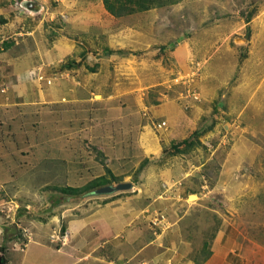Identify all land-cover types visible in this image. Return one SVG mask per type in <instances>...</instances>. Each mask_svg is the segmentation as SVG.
<instances>
[{"label":"rangeland","instance_id":"374dc122","mask_svg":"<svg viewBox=\"0 0 264 264\" xmlns=\"http://www.w3.org/2000/svg\"><path fill=\"white\" fill-rule=\"evenodd\" d=\"M2 2L10 4L11 0ZM54 4L48 2L50 8ZM109 17L110 22L104 27L109 35L91 41L82 39L78 51L83 50L84 44L92 43L97 47H87L97 49L99 54L106 48L122 50L120 47L128 49L125 51L131 57L120 64L113 60L118 69L110 64L107 72L100 70L102 74L106 72L101 77L96 71L85 79L93 85L80 89L79 100L90 95L94 100L84 108H76V101L68 103L73 107L62 111L48 109L43 113L48 117L42 121L45 128L38 120L30 122L22 131V155L13 154L9 159L3 156V160L0 156L6 171L16 174L14 180H22L21 185H0V196L4 197L0 208L5 202H13L21 211L19 219L14 215L9 223L0 219L7 227L0 246H8V254L17 253L13 244L21 229L32 236L41 230V234L46 232L53 238L65 228L67 206L76 204V198L53 195V189L69 186V181L78 186L68 165L75 164V169L83 171L87 178L104 174L108 165L115 177L135 183L145 169L163 167V156L173 154H166L163 149L167 151L171 144L187 137V131L200 127L204 129L199 138L202 146L187 147L184 157L196 162L197 150L203 157L217 156L219 163L227 160V169H221V173L217 170L218 161L213 163L217 167L209 170L204 166L200 173L205 175L208 188L216 176L228 179V186L232 187L227 190L230 194L226 203L217 199L223 197L218 189L215 199L209 200L212 205L197 212L188 211L185 216L189 217L182 223L186 235L199 242L200 256L205 257L209 250L201 241L208 243L217 236L218 241L224 240L218 246L229 244L241 264H264V0H181L172 6L119 19ZM47 32L50 27L40 34L47 38ZM165 45L173 48L162 53L160 47ZM181 49L184 52L180 55L177 51ZM27 76H31L30 69ZM186 87L197 95V100L185 93ZM107 95L114 99L101 98ZM149 117L154 122L165 121V125L156 129ZM220 120L229 124H224L222 130L206 131ZM169 122L173 128L186 124L169 146L162 140L155 141L162 149L159 156H147L135 146L137 139L130 135L131 131L160 138L171 128ZM187 125L190 129L185 130ZM53 133L56 135L52 137ZM144 161L147 162L138 173ZM55 199H62L61 208H54ZM215 205L214 211L211 206ZM59 210L63 213L57 219L50 215Z\"/></svg>","mask_w":264,"mask_h":264},{"label":"crops","instance_id":"0c3cea01","mask_svg":"<svg viewBox=\"0 0 264 264\" xmlns=\"http://www.w3.org/2000/svg\"><path fill=\"white\" fill-rule=\"evenodd\" d=\"M50 1L55 3L52 8L48 5ZM39 4L41 9L34 14L17 12L20 15L12 17L9 13L15 12H12L10 4L0 3V17L4 19V23L0 24V89L6 87L4 93L0 91L1 160L3 156L9 159L13 154L22 155V113H28L27 118L30 121L38 120L42 126V121L48 119L43 113L49 111L48 109L62 111L64 107H73L69 104L76 101L78 102L76 108H84L88 102L94 100L91 95L79 100L80 89H86L87 86L91 88L93 85L85 79L95 75L96 71L101 77L107 72L110 64L114 70L118 69L113 66L115 64L113 60L120 64L131 57L130 54L127 58L104 56L103 53L99 54L97 49L87 47L96 46L92 43L84 44L83 50L78 51L81 49L82 39L91 41L109 35L106 34L104 27L106 28L107 22H110V15L105 10L102 0H40ZM47 27H50V32L44 33L48 36L43 38L40 33ZM13 36L21 39L11 44L12 39L7 38ZM177 52L181 55L184 51L181 49ZM81 53L87 56L82 59ZM63 59L76 61L77 64L73 68L66 69L70 77L58 80L52 86L38 85L34 77L27 76L29 69L38 64L47 67L44 70L45 74H50L53 69L59 70L58 65L64 63ZM177 67L181 69V64L177 63ZM100 70L106 72L102 74ZM93 95L98 97L97 94ZM101 98L114 99L111 95ZM63 101L65 104L62 103ZM13 121L18 122L20 128L17 129L16 124L15 128L7 125L8 122L13 123ZM224 124L229 123L215 121L209 131L224 129ZM169 125L171 127L169 131L163 132L162 136L159 134L160 138L141 131L134 133L131 131L130 135L136 136L135 146L143 154L156 157L160 155L162 149L159 144H155V141L162 140L165 146H169L172 138L179 135V128L184 127L183 125L173 128L170 122ZM23 127L25 128V125ZM188 129H190L189 125L185 130ZM190 133L187 131L184 135L188 136ZM55 135L53 133L52 137ZM232 143L234 144L233 141ZM185 154L186 152L164 155V168L158 169L154 165H149L152 167L145 169V173L139 174L135 183L129 182V178L121 181L120 183L129 184L127 188L130 190L129 193L115 191L103 197H90L88 194L77 197L73 200L77 202L76 204L67 206L65 228L69 232V241L63 249L57 250L51 246L49 235L43 231L44 234H41L39 230L34 234V243L24 254L17 251L18 254L7 253L8 264H241L242 261L234 256L229 244L225 247L218 246L224 240L218 241L217 236L208 242L209 254L205 258L200 256L199 242L192 236L186 235L182 223L189 217L185 216L188 211L197 212L206 208V205H212L209 200L215 199V192L219 191L218 189L221 191L220 196L223 197L217 199L219 202L224 200L223 204L226 203L227 194H230L227 190H230L232 185L228 186V179L221 180V177L216 176L211 187H206L207 182L206 185L202 184L203 175L200 169L202 171V168L207 166L210 170L216 166L213 163L218 161L217 156L203 157L196 150L195 162L188 161L187 157H184ZM1 160L0 185L5 186L8 183L21 185L22 180H14L16 174H9ZM226 162L227 160L224 159L221 163L219 161L216 163L218 173L227 169ZM68 167L72 177H76V184L79 187L95 178L85 177L83 171L75 169L77 167L75 164L73 167L71 164ZM20 177L22 178L21 172ZM192 179L196 181L193 182ZM67 184L69 187H75L70 181ZM172 185L173 189H171ZM165 187L168 189L167 196L163 195ZM55 200L54 202L57 203L54 208H61L63 204L59 203L62 199ZM216 207V205L215 208L211 206L214 211ZM147 210L164 212L170 227L166 230L151 228L148 223L149 216L145 218L142 214ZM53 212L50 215L57 219L62 211L59 210L58 214ZM4 226L0 223L1 244L4 242L2 233L7 228ZM5 247L9 249L8 246Z\"/></svg>","mask_w":264,"mask_h":264},{"label":"trees","instance_id":"16d2710c","mask_svg":"<svg viewBox=\"0 0 264 264\" xmlns=\"http://www.w3.org/2000/svg\"><path fill=\"white\" fill-rule=\"evenodd\" d=\"M180 1L181 0H102V3H103L105 10L107 11V13L110 16H112L113 18L119 19V18H122L125 16H130V15H134L137 13L146 12V11H149L152 9H161V8H165L168 6H172V5L179 3ZM2 23H4V19L2 17H0V24H2ZM15 39H21V38L19 37V38H15ZM10 43L14 44V39H12ZM172 48L173 47L170 45L169 46L165 45L163 47H160V50L162 53H164L165 51L171 50ZM103 55L104 56L117 55V56H120L122 58H127L129 56V52L125 51V50L112 51L111 49L106 48L103 52ZM86 56H87V54L81 53L82 59ZM76 64H77L76 61H71V60L65 61L64 63H61L58 65V68H59L58 72H61L62 70H65V69L73 68L74 66H76ZM215 106H213V107H215ZM24 115H26V116H24ZM27 117H29L28 113H25V114L22 113V131L26 130L29 127L30 122H32ZM15 124H16L17 129L20 128V126L18 125V122L15 123L13 121V123L12 122L7 123V125H9V127H12V128H15ZM24 125H25V128L23 127ZM212 126L213 125H211V127ZM210 129L211 128L207 127L206 131H209ZM203 130L204 129H202L200 127L198 129H194L189 134V136L183 138L181 141H179L177 143L171 144L170 149H168L167 151L165 149H163V152L166 154H169L170 152H172L173 154H178V153L186 152L187 151L186 149L189 146L201 145L199 138H200V135L203 133ZM194 141H196L195 144H193ZM146 162L147 161H144L143 163H141V165L137 169L138 173L141 171V169L146 164ZM105 166H106V169H105L104 174L99 175V176L89 180L86 184H84L80 187L79 186L78 187L58 186V187L53 189V191H55V192H53V195L54 194L55 195L61 194V197H63V198H72V199L76 198L77 199V197H80V196H83L86 194L95 193L100 188L105 187L107 185L120 183L121 179L115 177L113 175V173L111 172V170L108 169V166L107 165H105ZM1 198H4V197H2V195H1L0 200H1ZM56 203H55V205H56ZM19 209L17 211V218L18 219H19V216L21 215V211H19ZM1 218H3V216L0 215V219ZM4 223H6V222H4ZM17 241H18V239L16 238V242ZM205 243H204V245H206V248H207L208 243H206V244ZM6 254H7V248L5 246L1 245L0 246V264H8ZM207 254H209V252H207L205 254V258L208 256Z\"/></svg>","mask_w":264,"mask_h":264},{"label":"built area","instance_id":"2783aa9c","mask_svg":"<svg viewBox=\"0 0 264 264\" xmlns=\"http://www.w3.org/2000/svg\"><path fill=\"white\" fill-rule=\"evenodd\" d=\"M20 1L21 0H11L10 6L13 11L20 10ZM31 74L35 76V79L38 82H45V84L47 85H51L54 83V81L67 76V74H65L64 72H57L53 75L46 76L42 73L41 67L33 69L31 71ZM164 125L165 123L161 122V123H157L155 126L160 128V127H163ZM202 180H203V184L205 185L206 183L205 178H203ZM5 203L6 204L3 205L2 208H0V215L3 216L2 218L3 220L10 221L12 217L16 215L15 213H16L17 207L13 202L11 203L5 202ZM149 223L152 228H159L160 230L167 229L169 227L166 216L163 213L156 212V211L150 215ZM18 234H19V239H20L19 251L25 252L29 244L33 242V236L31 235L29 231H26L25 228L21 229ZM56 240H58L62 246L65 245L68 240V232L65 231L63 234L58 236Z\"/></svg>","mask_w":264,"mask_h":264},{"label":"clouds","instance_id":"9594fccd","mask_svg":"<svg viewBox=\"0 0 264 264\" xmlns=\"http://www.w3.org/2000/svg\"><path fill=\"white\" fill-rule=\"evenodd\" d=\"M21 1H23V0H21ZM21 1H20V10H18V11H13L12 9V12H23V13H26V14H28V12L26 11V10H24L23 8H22V6H21ZM27 1H33V2H37V3H39L40 2V0H27ZM10 5H11V3H10ZM10 8H11V6H10ZM15 38H17V36H13V37H8L7 39H14V42L16 43L17 41H18V39H15ZM6 39V40H7ZM11 42V41H10ZM38 67H41V69H42V73L44 74V75H46V76H50V75H53V74H55V73H57L59 70H54L53 69V71H51L50 72V74H45L44 73V70L47 68L46 66L44 67L42 64H38V65H35V66H33V68H30V72L33 70V69H36V68H38ZM61 72H64L65 74H67V76L66 77H64V78H61V79H65V78H67V77H70V74L66 71V69L65 70H62ZM193 73V72H192ZM30 74V73H29ZM191 75H193V74H191ZM31 76L32 77H34V79H35V76H33V74H31ZM61 79H58V80H61ZM58 80H56V81H58ZM35 81H37L36 79H35ZM56 81H54V83L56 82ZM190 81V80H189ZM38 82V81H37ZM39 84H45V82H38ZM53 83V84H54ZM45 85H47V84H45ZM48 86V85H47ZM0 91L2 92V93H4L5 91H6V87H4V88H2V89H0ZM185 93L188 95V96H190V97H192L193 98V100H197L198 99V97H197V95L194 93V92H192L190 89H189V87H186L185 88ZM144 115H145V113H144ZM150 118V121H151V124H152V126L154 127V128H156V129H160V128H162V127H160V128H157L155 125L157 124V123H161V122H164L165 123V121H159V122H154V120L152 119V117H149ZM203 178H205V176L203 175L202 176V179ZM205 180H206V178H205ZM207 182V181H206ZM117 184H119V183H117ZM116 184V185H117ZM203 184V183H202ZM115 185V186H116ZM205 185H206V183H205ZM107 186H112V185H107ZM106 187V186H105ZM172 187V188H171ZM170 188L171 189H173L174 187H173V185L171 186ZM103 188V187H102ZM101 189V188H100ZM99 189V190H100ZM99 190L97 191V192H95V193H100L99 192ZM126 190V189H125ZM118 191H123V190H118ZM168 189H167V187H165V190H164V192H163V195L165 196H167L168 195ZM115 192V191H114ZM113 192H111V193H106L105 195H109V194H112ZM92 194V193H91ZM17 211H18V209H17ZM17 211H16V217H17ZM160 212V213H163L165 216H166V214L164 213V212H161V211H158V210H147V211H144L142 214L144 215V217L146 218L147 216H149V219H150V215L153 213V212ZM15 217V218H16ZM166 218H167V216H166ZM2 219V218H1ZM149 219H148V223H149ZM1 221H4V222H6V223H9V221L7 222V221H5V220H1ZM3 222V223H4ZM167 222H168V224H169V227H170V223H169V221L167 220ZM149 225H150V223H149ZM151 227V226H150ZM168 227V228H169ZM152 228V227H151ZM167 228V229H168ZM153 229H156V228H153ZM164 230H166V229H164ZM163 230V231H164ZM65 231H67L68 232V230L66 229V228H64V229H62L61 231H59V232H57V234L56 235H53V238H51V237H49V243H51L52 245L51 246H54V248L55 249H57V250H60L61 249V247H63V246H65L67 243H68V241H69V232H68V240H67V243L65 244V245H61L60 244V242L58 241V240H56L57 239V237L58 236H60L61 234H63ZM55 233V232H54ZM18 235V241L16 242V244H15V248H16V251L18 252V253H20V254H24L26 251H27V249H28V247L32 244V243H34V241H35V239H34V236H33V242L32 243H30L29 244V246L26 248V250H25V252H20L19 251V244H20V239H19V234H17Z\"/></svg>","mask_w":264,"mask_h":264},{"label":"water","instance_id":"95a60500","mask_svg":"<svg viewBox=\"0 0 264 264\" xmlns=\"http://www.w3.org/2000/svg\"><path fill=\"white\" fill-rule=\"evenodd\" d=\"M21 6L24 10L28 12V14H34L41 9V5L37 2L23 0L21 1ZM129 188V184L119 183L116 186H106L99 190L100 193H111L118 190H125Z\"/></svg>","mask_w":264,"mask_h":264},{"label":"bare ground","instance_id":"6f19581e","mask_svg":"<svg viewBox=\"0 0 264 264\" xmlns=\"http://www.w3.org/2000/svg\"><path fill=\"white\" fill-rule=\"evenodd\" d=\"M186 143V142H185ZM126 148V147H125ZM102 166V165H101ZM84 255V254H83Z\"/></svg>","mask_w":264,"mask_h":264}]
</instances>
